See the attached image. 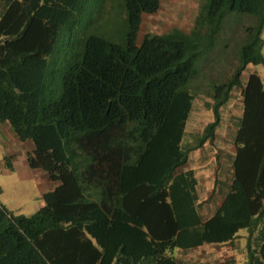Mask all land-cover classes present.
Masks as SVG:
<instances>
[{
  "label": "trees",
  "instance_id": "obj_1",
  "mask_svg": "<svg viewBox=\"0 0 264 264\" xmlns=\"http://www.w3.org/2000/svg\"><path fill=\"white\" fill-rule=\"evenodd\" d=\"M159 8L0 0V124L51 185L30 216L0 203V264H201L174 253L232 244L240 230L245 264H264V81L250 68L264 65V0H200L188 32L140 36ZM222 64L235 70L216 79ZM204 83L213 121L191 146ZM235 100V152L207 193L183 168Z\"/></svg>",
  "mask_w": 264,
  "mask_h": 264
},
{
  "label": "rangeland",
  "instance_id": "obj_2",
  "mask_svg": "<svg viewBox=\"0 0 264 264\" xmlns=\"http://www.w3.org/2000/svg\"><path fill=\"white\" fill-rule=\"evenodd\" d=\"M200 0H160V8L153 15H146L140 29V36L145 34H161L176 27L184 32H188L194 23L198 11ZM109 7V6H108ZM264 39V33H262ZM264 54V49H262ZM251 71L256 72L264 81V65L251 66ZM235 67L228 65H217L212 76L216 79H227L234 72ZM243 77H246L244 74ZM209 90L204 83L201 86L200 96L193 103V110L185 128V140L189 145H194V135H200L204 126L213 121V115L205 103H210L211 99L202 94ZM236 100L228 105V108L220 111L221 123L215 133L213 142L205 144L204 159L199 150L190 153L189 163L183 169L194 168L198 177L202 175L204 190L208 193L212 185L215 167L218 165V157L226 160L228 155L235 152V147L231 142L233 129L229 124L228 117L237 111L233 108ZM228 111V112H227ZM14 140H10L0 129V203L14 214L30 216L34 214L42 205V192L48 190L51 185L45 179L42 172L30 171L21 166L23 160V149L16 146ZM27 149V148H25ZM207 154L208 157H207ZM17 160V161H14ZM17 162V163H15ZM15 164V166H14ZM24 176L22 177V172ZM205 216L210 211H203ZM246 235L245 230L238 232L236 240L232 244L225 245H203L187 253L175 251V256L180 260H194L201 264H227L230 260L236 263L245 264L246 261Z\"/></svg>",
  "mask_w": 264,
  "mask_h": 264
},
{
  "label": "crops",
  "instance_id": "obj_3",
  "mask_svg": "<svg viewBox=\"0 0 264 264\" xmlns=\"http://www.w3.org/2000/svg\"><path fill=\"white\" fill-rule=\"evenodd\" d=\"M0 129H2L3 130V132L7 135V137L8 138H10V140H14L15 142H16V144L18 145V146H21L22 144L21 143H19L17 140H16V138L14 137V135L12 134V132H11V130H10V128L8 127V125H6V124H0ZM16 145V146H17ZM205 145L203 146V148H201L200 149V151L202 152V159H204V153H205ZM208 155L209 154H207V157H208ZM232 155H234V153L232 154ZM221 157L219 156L218 157V162H221ZM14 161H17V160H14ZM15 163H17V162H15ZM21 164V166L22 167H25V160H24V156H23V160H22V162L20 163ZM14 166H15V164H14ZM24 171L22 172V177L24 176ZM213 179H214V177H213ZM212 185H211V188H210V191L208 192V193H210L211 192V189H212Z\"/></svg>",
  "mask_w": 264,
  "mask_h": 264
}]
</instances>
